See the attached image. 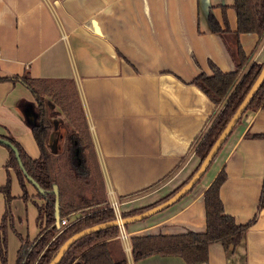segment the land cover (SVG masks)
<instances>
[{"label":"crops","instance_id":"obj_1","mask_svg":"<svg viewBox=\"0 0 264 264\" xmlns=\"http://www.w3.org/2000/svg\"><path fill=\"white\" fill-rule=\"evenodd\" d=\"M233 0H0V78L71 79L77 89L106 188L122 211L149 206L185 182L199 163L194 144L215 117L213 102L192 81L237 64V43L252 63L264 64V36L237 35ZM228 32L211 31L208 14ZM37 105L21 83L0 81V137L14 139L32 159L39 150L28 121ZM62 129V128H61ZM264 109L246 111L198 183L180 200L124 227L129 238L205 229L203 192L220 169L224 213L244 224L256 214L231 251L208 247L205 264H264ZM54 137L49 133L51 152ZM52 153V152H51ZM53 154V153H52ZM8 152L0 144V186ZM6 264H15L21 237L38 233L40 205L22 191L11 169ZM4 198L0 193V221ZM118 240V239H117ZM127 264H185L173 256L134 261L120 240ZM0 264L1 260H0Z\"/></svg>","mask_w":264,"mask_h":264},{"label":"trees","instance_id":"obj_2","mask_svg":"<svg viewBox=\"0 0 264 264\" xmlns=\"http://www.w3.org/2000/svg\"><path fill=\"white\" fill-rule=\"evenodd\" d=\"M232 7L236 15L237 35L253 33L259 38L264 36V0H233ZM208 22L214 33L229 31L224 13L223 29L210 13ZM248 63L249 58L237 43V64L232 72L223 73L210 64L211 75L202 73L194 78L192 84L213 102L218 111L206 131L194 144V153L199 159L197 167L185 182L166 197L149 206L121 211L122 219L141 214L163 203L190 180L263 68L262 63L247 66ZM0 81L21 83L33 95L37 103L36 111L33 120H29L28 123L39 150V157L32 159L14 139L4 137L18 150L23 170L20 169L14 153L4 146L8 152V160L5 163L6 183L0 186V193L4 198V212L0 221V260L2 264H6V222L12 220L11 175L7 171L10 168L22 191V199L27 201L29 197L27 186H31L35 191V198L40 201V205L34 203L37 210L38 233L32 239L18 235L20 245L15 264H49L70 236L95 225L112 222L114 214L109 207L104 180L74 82L71 79L32 78L27 73L0 78ZM53 107L57 109L64 122L60 125L63 130L61 151L56 155L47 147V139L52 128L50 120L53 117L51 115ZM258 109H264V81L243 114ZM242 115L219 147L212 162L240 122ZM251 136L264 139V134ZM27 176L32 178L40 190L28 182ZM225 179L224 169H220L203 192L205 229L202 232L187 230L174 235L132 236L130 238L132 259L137 261L158 254L178 257L185 264H205L208 260V247L216 241L221 242L226 250L232 251L243 239L256 214L250 221L238 224L224 213L219 190ZM54 186H57L59 193L60 228L56 227L54 218ZM263 206L262 190L257 211ZM62 221H65V224H62ZM117 235L118 228L113 226L87 234L74 242L56 264H127L124 252L116 247Z\"/></svg>","mask_w":264,"mask_h":264},{"label":"water","instance_id":"obj_3","mask_svg":"<svg viewBox=\"0 0 264 264\" xmlns=\"http://www.w3.org/2000/svg\"><path fill=\"white\" fill-rule=\"evenodd\" d=\"M263 81H264V64H263V68H262L260 74L258 75L257 79L255 80V82L251 86L247 95L245 96V98L243 99V101L241 102V104L239 105V107L237 108V110L235 111V113L233 114V116L231 117V119L229 120V122L227 123V125L225 126V128L223 129V131L221 132L219 137L217 138V140L214 142L211 149L209 150V152L207 153V155L205 156V158L201 162L199 168L196 170V172L190 178V180L185 185H183L175 194H173L170 198H168L163 203H161V204H159V205H157V206H155V207H153V208H151V209H149V210H147L141 214H138V215L126 218V219H122L120 221L121 222L120 224L125 226L128 224L134 223V222H138V221H142L144 219H147L148 217L168 208L169 206H171L172 204H174L175 202L180 200L187 192H189L193 188V186L197 183V181L204 175L207 168L211 164L216 152L218 151L219 147L222 145L223 141L227 137V135L230 132V130L232 129V127L237 122L238 118L245 111L248 103L250 102L251 98L253 97V95L255 94V92L260 87V85L262 84ZM0 144L8 147L14 153L15 158L18 161L20 169L23 170V167H22V164H21L20 158H19V153H18V150L16 149V147L11 142H9L7 139L1 138V137H0ZM23 173L26 175L25 172H23ZM27 180L37 190H40L38 185H36V183L32 180V178L27 176ZM53 193L55 195V209H54V211H55L54 212L55 224H56L57 228H60V222L61 221H60V215H59V193H58L57 186L53 187ZM118 224L119 223L116 220H114V221L109 222V223H103V224L95 225L93 227L87 228L85 230H82L78 233L73 234L63 243V245L56 252L55 256L53 257V259L51 260V262L49 264H56L58 262V260L63 256L65 251L74 242H76L78 239L86 236L87 234L95 232L97 230H101L103 228H108V227H112V226L117 227Z\"/></svg>","mask_w":264,"mask_h":264},{"label":"rangeland","instance_id":"obj_4","mask_svg":"<svg viewBox=\"0 0 264 264\" xmlns=\"http://www.w3.org/2000/svg\"><path fill=\"white\" fill-rule=\"evenodd\" d=\"M31 109H33V111H34V114H35V111H36V108H31ZM51 115L53 116L52 118H51V124H52V128H51V130H50V133L51 134H54V132H55V134H56V136H58L59 137V142H61L62 141V132H63V130L61 129V124L62 123H64L63 121H62V118H61V115H59L58 114V111H57V109L56 108H52V110H51ZM56 138L54 137V141H53V148H52V150H51V152L53 153V154H58L60 151H61V148H60V150H59V152H56V149L58 148L59 149V146H60V143L59 144H56V140H55ZM28 188H30L29 190H30V192L31 193H34L35 194V191H34V189L31 187V186H27ZM29 195V194H28ZM7 224H9V222H6V227H7ZM125 227V226H124ZM126 230V229H125ZM130 239V238H129ZM121 242V241H120ZM121 245L123 246L122 248H123V250L125 251V249H124V245H123V243L121 242ZM126 252V251H125ZM127 253V252H126Z\"/></svg>","mask_w":264,"mask_h":264},{"label":"built area","instance_id":"obj_5","mask_svg":"<svg viewBox=\"0 0 264 264\" xmlns=\"http://www.w3.org/2000/svg\"><path fill=\"white\" fill-rule=\"evenodd\" d=\"M109 207L112 210L113 214H114V220H116L119 224L117 226L118 228V235L117 238L118 240H120L123 245H124V249L128 250V244H129V236L128 234L125 232L124 230V226L122 224H120L122 218H121V205L117 200H113L110 199L109 200ZM62 224H65V221H62Z\"/></svg>","mask_w":264,"mask_h":264}]
</instances>
